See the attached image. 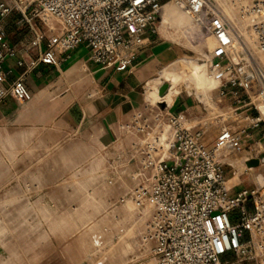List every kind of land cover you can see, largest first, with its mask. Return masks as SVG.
Returning <instances> with one entry per match:
<instances>
[{
    "label": "built area",
    "instance_id": "2783aa9c",
    "mask_svg": "<svg viewBox=\"0 0 264 264\" xmlns=\"http://www.w3.org/2000/svg\"><path fill=\"white\" fill-rule=\"evenodd\" d=\"M228 1L236 20L221 0H0V83L10 73L6 59L23 49L7 38L4 22L13 12L40 44L47 40L39 60L49 65L58 63L57 47L84 45L97 64L128 70L170 9L216 40L210 66L219 84L209 91L216 109L139 114L126 127L142 135L132 159L139 155L150 176L131 196L155 242V264H264V185L236 191L225 171L234 167L227 157L243 150L246 169L251 159L264 164L257 146L264 142V0ZM32 17L56 20L62 30L46 38ZM9 91L19 101L32 97L21 78Z\"/></svg>",
    "mask_w": 264,
    "mask_h": 264
},
{
    "label": "rangeland",
    "instance_id": "374dc122",
    "mask_svg": "<svg viewBox=\"0 0 264 264\" xmlns=\"http://www.w3.org/2000/svg\"><path fill=\"white\" fill-rule=\"evenodd\" d=\"M178 13L181 11L159 23L153 35L161 50L160 88L169 85L176 89L171 86L174 68L189 61L208 69L216 52L211 33L186 15L179 25ZM32 23L46 38L60 31V24L48 17H32ZM8 26L12 39L36 48L38 38L28 23L18 29L16 20H10ZM156 55L157 49L153 57ZM165 57L169 59L166 64ZM176 90L192 111L203 114V105L218 107L210 100V92L208 102L204 93L186 82ZM140 91L149 108L144 116L176 114L175 109L147 100L145 85ZM130 135V141L109 151L71 137L60 149L61 144L50 142L53 135L43 131L0 132V264H155V242L131 196L146 179L140 156L132 159L142 135ZM225 171L236 191L254 189L258 185L254 175L264 185V164L253 171L226 164Z\"/></svg>",
    "mask_w": 264,
    "mask_h": 264
},
{
    "label": "crops",
    "instance_id": "0c3cea01",
    "mask_svg": "<svg viewBox=\"0 0 264 264\" xmlns=\"http://www.w3.org/2000/svg\"><path fill=\"white\" fill-rule=\"evenodd\" d=\"M20 16L13 12L4 22L9 42L23 49L8 57L4 64L5 71L10 73L6 81L0 83V132L43 131L53 135L50 142L61 144L60 149L66 146L69 137L109 151L121 142L130 141L132 136L126 127L138 114H148L149 108L140 91L144 85L145 98L158 105L154 91L160 89L162 61L154 34H151L152 45L140 53L138 61L128 70L118 71L113 66L97 64L84 45L70 51L57 47L58 63L49 65L39 60L47 40L32 49L31 44L8 35L11 31L8 21L16 20L19 29ZM61 30L60 25V31L54 35ZM155 49L159 50V55L153 57ZM168 60L165 57V64ZM18 78L29 88L31 99L19 101L9 91ZM179 93L180 90H176L172 94L166 107L175 109L176 114L184 111L199 114L192 111L189 102H182ZM145 173L146 177L150 176Z\"/></svg>",
    "mask_w": 264,
    "mask_h": 264
},
{
    "label": "bare ground",
    "instance_id": "6f19581e",
    "mask_svg": "<svg viewBox=\"0 0 264 264\" xmlns=\"http://www.w3.org/2000/svg\"><path fill=\"white\" fill-rule=\"evenodd\" d=\"M222 1L226 5V11L224 9L226 14L228 13L232 17H234V19H236L237 18L236 8L228 0H222ZM176 11H178V9H170L167 12V17L173 13H176ZM176 18L178 19L179 25L183 24V20L185 18H184V14L182 12L178 13ZM175 28H177L178 31H179V29H181L179 26H177ZM190 31H191V29H190ZM193 32H195V30ZM207 48H208V46H207ZM208 65H209V68L211 69L210 61H209ZM209 68L206 69L205 67H202V65L199 62L194 61V60L187 62L182 67L177 66L174 68L175 72L173 75V79L171 81V86H174L176 89H179L181 87L182 83L186 82L189 86H192L198 92L204 93L206 95V99H208V92L217 88V86L219 84V79L215 76L212 69L210 70ZM209 72H211L212 75ZM192 80H195V82H192ZM164 86L165 85H163L162 88L156 90L154 93L158 97V102H157L158 105L160 103H164L165 106H168L167 102L170 100L171 96H173L172 94L176 91V89H172L169 85H167L166 91H164L162 93V89ZM209 101L210 100L208 99V102ZM259 149L263 150L264 146L260 145ZM243 154H244V151H242L240 153L231 154L227 157L226 161L229 162L230 164H232L233 166L238 167V169L239 168L245 169L246 165L244 163ZM254 169H255V167H253V168L248 167L247 168L248 171H253ZM254 178H255L258 186H262L258 183V179H257L256 175H254Z\"/></svg>",
    "mask_w": 264,
    "mask_h": 264
},
{
    "label": "water",
    "instance_id": "95a60500",
    "mask_svg": "<svg viewBox=\"0 0 264 264\" xmlns=\"http://www.w3.org/2000/svg\"><path fill=\"white\" fill-rule=\"evenodd\" d=\"M166 89H167V85H165V86L163 87V89H162V93H163L164 91H166ZM160 105H162L163 107L165 106L164 103H160ZM262 159L264 160V156H262ZM259 164H260V160H259V159H251V160H249V161L247 162V165H248L249 167H258Z\"/></svg>",
    "mask_w": 264,
    "mask_h": 264
}]
</instances>
